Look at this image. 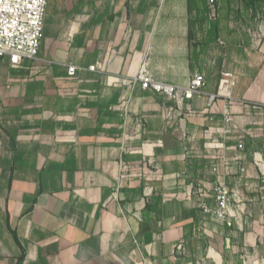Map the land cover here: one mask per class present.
Wrapping results in <instances>:
<instances>
[{"label":"crops","instance_id":"obj_1","mask_svg":"<svg viewBox=\"0 0 264 264\" xmlns=\"http://www.w3.org/2000/svg\"><path fill=\"white\" fill-rule=\"evenodd\" d=\"M0 264H264V5L48 0L37 58L0 59Z\"/></svg>","mask_w":264,"mask_h":264},{"label":"built area","instance_id":"obj_2","mask_svg":"<svg viewBox=\"0 0 264 264\" xmlns=\"http://www.w3.org/2000/svg\"><path fill=\"white\" fill-rule=\"evenodd\" d=\"M48 0H0V59L6 58L11 67H18L22 61H34L43 37V20L45 7ZM213 11L214 0H208ZM91 71L95 67H90ZM75 67H69V75H73ZM135 80L141 88L151 89L169 99H177L180 95L186 100L192 99L200 93L204 86L202 75H195L185 88H178L156 81L147 69V62L143 60L139 66ZM236 80L232 73H223L218 84V91L224 92L235 86ZM215 99V95L208 98L209 104ZM230 121V118H228ZM215 170V169H214ZM216 208L213 215L219 221H225L228 226V208L230 202L236 197L228 187L219 182L213 187ZM204 213H209L208 208L203 207ZM181 250L182 245H177Z\"/></svg>","mask_w":264,"mask_h":264},{"label":"trees","instance_id":"obj_3","mask_svg":"<svg viewBox=\"0 0 264 264\" xmlns=\"http://www.w3.org/2000/svg\"><path fill=\"white\" fill-rule=\"evenodd\" d=\"M245 3V7L247 9H257L258 12H260V9L262 8V6L264 5V0H243ZM256 3L258 5H256ZM258 6V7H257ZM256 7V8H254Z\"/></svg>","mask_w":264,"mask_h":264}]
</instances>
